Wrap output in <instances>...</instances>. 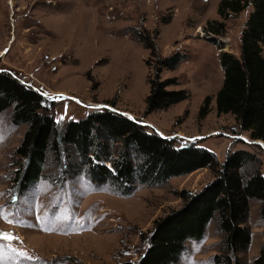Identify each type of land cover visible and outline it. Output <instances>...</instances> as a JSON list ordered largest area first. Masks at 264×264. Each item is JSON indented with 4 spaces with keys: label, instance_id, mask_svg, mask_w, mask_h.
<instances>
[{
    "label": "rangeland",
    "instance_id": "1",
    "mask_svg": "<svg viewBox=\"0 0 264 264\" xmlns=\"http://www.w3.org/2000/svg\"><path fill=\"white\" fill-rule=\"evenodd\" d=\"M218 2L0 0V71L43 95L44 112L60 137L69 121L117 110L175 147L203 145L220 162L228 153L247 150L259 165L246 164L240 171L257 167L263 174L264 142H251L255 139L232 114L217 115L212 104L223 80L219 52L239 56L252 6L225 21L224 35L216 36L223 46L218 49L205 30L207 21H221ZM134 30L154 40L155 53L136 39ZM262 50L264 55V45ZM174 53L186 58L173 69L158 70L156 55ZM153 83L190 95L150 110L146 97ZM206 95L212 96L211 110L200 119L197 112ZM12 115L13 106L0 112V264H135L149 244L154 220L179 208L183 194L198 192L221 171L202 167L160 186L139 185L123 197L91 183L74 146L62 141L49 148L40 179L18 194L16 170L25 158L15 151L27 124H15ZM262 203L247 199L241 224L250 232L245 251L229 254L213 219L201 240L187 242L176 264H228L227 256L252 264L264 245Z\"/></svg>",
    "mask_w": 264,
    "mask_h": 264
},
{
    "label": "trees",
    "instance_id": "2",
    "mask_svg": "<svg viewBox=\"0 0 264 264\" xmlns=\"http://www.w3.org/2000/svg\"><path fill=\"white\" fill-rule=\"evenodd\" d=\"M248 6H252V10L241 31L239 56L225 50L219 52L223 80L215 95V110L217 115L232 114L241 130L248 131L252 139L264 142V0H219L216 11L221 21H207L205 30L213 34L208 40L218 49L223 48L216 36L224 35L225 21L229 17ZM133 35L151 49V55L155 53L153 39L140 36L136 30ZM156 57L158 70L173 69L186 54ZM164 86L158 83L150 86L146 97L150 110L167 108L190 95L187 90H166ZM43 100V95L0 71V112L13 106V122L27 124L15 151L25 158L16 170L18 194L40 179L49 148L62 141L74 146L91 183L96 187L108 186L123 197L132 195L139 185L160 186L169 178L202 167L219 166L221 171L217 178L198 192L183 194L179 208L154 220L149 244L135 264H176L186 253L187 242L201 240L213 219L225 236L229 254L236 255L247 249L250 232L241 224L247 217L248 198L263 202L260 215L264 222V173L257 168L259 160L253 153L237 149L220 162L216 154L203 145L190 142L175 147L160 134L146 132L136 120L108 109L69 121L60 137L55 132L54 120L44 112ZM211 100L210 95L203 98L198 118L203 119L210 112ZM246 164H257V167L240 171ZM216 258L219 260V256L215 255ZM225 259L228 264H240L229 256ZM252 264H264V245Z\"/></svg>",
    "mask_w": 264,
    "mask_h": 264
},
{
    "label": "water",
    "instance_id": "3",
    "mask_svg": "<svg viewBox=\"0 0 264 264\" xmlns=\"http://www.w3.org/2000/svg\"><path fill=\"white\" fill-rule=\"evenodd\" d=\"M115 111H117V110H115ZM118 112H120V111H118ZM120 113H122V112H120ZM140 123V122H139ZM141 124V123H140ZM164 137V136H163ZM251 142H256V143H260L261 144V140H257V139H255V140H252ZM263 142V141H262ZM262 147H264V146H262Z\"/></svg>",
    "mask_w": 264,
    "mask_h": 264
},
{
    "label": "crops",
    "instance_id": "4",
    "mask_svg": "<svg viewBox=\"0 0 264 264\" xmlns=\"http://www.w3.org/2000/svg\"><path fill=\"white\" fill-rule=\"evenodd\" d=\"M212 104H214V110H215V101H214V99L212 100Z\"/></svg>",
    "mask_w": 264,
    "mask_h": 264
}]
</instances>
